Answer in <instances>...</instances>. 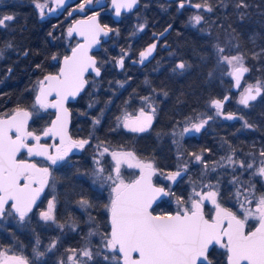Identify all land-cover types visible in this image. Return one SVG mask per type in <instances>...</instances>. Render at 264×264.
<instances>
[{"label":"trees","instance_id":"trees-1","mask_svg":"<svg viewBox=\"0 0 264 264\" xmlns=\"http://www.w3.org/2000/svg\"><path fill=\"white\" fill-rule=\"evenodd\" d=\"M192 2L212 9L205 10L204 19L198 26L190 23L194 8L187 4L180 7L182 0H141L140 7L134 12L124 13L119 22L113 19L108 9L100 13L101 22L117 30V35L111 36L96 52L101 76L90 74L83 93L69 103L71 135L75 140L89 139V143L53 170L58 183L56 220L59 225L66 226L65 231L62 233L61 228L40 225L34 216L31 226L25 223L8 225L0 231V244L22 249L32 264H61V259L70 250L85 245L84 240L88 236L86 215L76 205L80 200L89 203L97 229L108 235L109 194L92 184L87 176L92 171L95 144H103L110 150L125 148L143 158L152 157L154 148L150 133L140 136L119 128L118 118L126 111L135 113L143 106L144 97L164 93L167 98L160 102L158 128L169 130L177 124L178 118L204 110V104L208 102L204 96L233 93L231 79L218 74L220 52L217 46L242 52L250 69L246 79L264 81V0H243L245 6L241 7H238L241 0ZM136 15L143 16L146 24L140 32L137 31ZM5 16L13 19L0 25V117L17 109L33 110L39 81L49 73L58 72L61 59L69 54L76 41L68 33L74 19L72 15L41 17L34 0H9L0 4V18ZM168 26L171 30L164 39L168 47L160 50L150 62H137L142 50ZM119 48L129 51L122 68L116 63ZM180 63L185 64L184 69L177 68ZM125 81L126 84L121 86ZM253 110V129L248 131L251 136L247 138L245 132L242 136L233 137L227 146L216 147L215 154L211 149L205 158L206 165L217 167L212 174H203L205 183L213 184L220 179L218 187L213 185L212 188L220 190L219 198L231 210H234L231 196H236V189L244 188L246 182H255L259 192L264 190L261 176L253 175L251 178V169L240 167V162L246 166L253 161L254 173L264 158L260 155L264 151V102H255ZM53 117L54 112L50 109L33 115L30 129L41 132ZM199 151L200 146L193 145L184 149L187 156L196 155ZM222 152L226 156L233 154L236 163L216 165L214 162ZM177 159L176 150L170 148L159 157V164L170 169L168 163L175 164ZM188 195V189L181 195L185 203L189 201ZM153 210L157 214L173 213L176 205L170 199L163 200ZM71 220L79 225L78 229L69 228ZM54 238L60 240L53 251L46 253V258L34 254L36 241H41V250H45ZM92 246L93 258L87 260V264H117L110 259L105 260L104 250L96 243ZM224 252L219 246L214 247L209 253L211 264H227Z\"/></svg>","mask_w":264,"mask_h":264},{"label":"snow or ice","instance_id":"snow-or-ice-1","mask_svg":"<svg viewBox=\"0 0 264 264\" xmlns=\"http://www.w3.org/2000/svg\"><path fill=\"white\" fill-rule=\"evenodd\" d=\"M34 2L41 17L44 16L46 8L49 12L55 11V9L49 8L47 3L42 4L36 0ZM55 3L57 7H62L65 0H55ZM91 3L92 0H84L79 6L80 10L83 11L85 5ZM113 4L116 15L119 16L121 8L131 10L137 4V0H113ZM183 6L181 3L180 7ZM241 6H245L243 0L238 5V7ZM195 7L199 8L201 5L197 4ZM207 10L212 11L210 7ZM12 19V16L0 18V25H3L6 20ZM192 19L199 24L202 16L196 15ZM89 21L91 23H88L85 29L80 30V35L85 37L86 43L73 49L71 56L63 58V66L58 74L45 76L44 80L39 81V94L36 96L34 108L36 105L39 106V109L44 110L55 108L60 113L52 122L51 127L43 131L45 137L59 136L60 144L55 147V154L49 153L50 146L39 143L41 139L39 135L28 130L27 123L31 118V112L17 109L11 116L0 118V217L5 215L7 206L14 210L19 219L23 221L48 184L51 175L49 168L37 167L33 162L22 158L18 159L17 157L22 151H26L28 156L46 157L52 165H55L58 161L64 160L72 148L82 149L88 143L87 140L73 141L68 137V113L64 103L68 97H75L84 89L87 83L84 75L89 69L94 71L96 76L100 75V68L96 67V61L88 55V51L94 44L99 43L98 36L101 32L107 36L108 31L112 30L105 31L100 28L95 23V17H89ZM79 23L85 24L83 21ZM73 30L69 29V35ZM155 47L156 45L152 44L140 53L141 63L151 55ZM217 49L220 53L224 51L219 46ZM222 61L232 65L233 71L229 74L235 76L236 86L239 87L242 73L248 71L242 63V57L223 56ZM118 63L123 67V58ZM177 68L184 69L185 64L180 63ZM53 93L56 95V100L49 102L48 97ZM260 95L259 84L255 88L249 85L241 94L239 103L248 107L249 102L255 101ZM144 99L147 100V97ZM212 105L217 109L218 115L222 114V101L214 100ZM152 113H155V109H152ZM211 118L208 117V119ZM226 118L233 119L235 117L229 114ZM208 119L193 123L191 128L186 127L184 132H200L208 123ZM152 120L153 115L146 113L141 108L136 116L126 113L122 119V125L134 133L144 132L151 126ZM96 123L99 121L97 120ZM245 125L251 127V125H247V122ZM29 140H34L35 144L30 145ZM107 151L108 149L105 148L104 152ZM111 155L116 161L115 176L109 174L106 177V180L111 181L112 185L109 205L111 231L104 240V247L113 253L111 259L117 261V264H120V261L122 264H211L208 254L214 246H219L220 249L225 250L223 254L227 258V264H264V196L256 198L255 206H252L253 198L237 190L238 199L244 195L243 202L240 204L241 214L237 215L227 208H222L217 202L218 190L202 193L193 189V194L187 204H181L179 198L177 199L180 207L174 214L154 215L153 203L160 197L169 196L170 192L165 191L163 187L153 185L154 169L152 164L139 161L133 163L135 157L131 152H113ZM260 155L264 156V151H261ZM195 159L201 161L202 157L197 155ZM227 159L230 164L236 163L231 156ZM121 163H126L129 168H139L141 170L139 178L126 183L120 175ZM240 167L252 169L253 165L245 166L243 162H240ZM183 171H187L186 166ZM103 172L104 169L99 168L97 176ZM253 175L264 177V161L261 162L259 168L255 169ZM179 176H181V170L170 173L167 179L174 182ZM205 187L211 189L212 186ZM9 201H11L10 205ZM204 201H211L215 206L214 216L205 217ZM80 203L82 205L88 204L85 200L80 201ZM53 207V203L49 202L47 211L40 212L41 219L54 221ZM250 219L256 220L258 226L254 230L246 231ZM54 247L55 243H52L49 250ZM36 254L37 256L44 255L42 252ZM81 254L89 260L93 258L90 249H84ZM69 259L72 264H79L75 254ZM104 259L108 260L109 257L105 256ZM10 260L14 261L15 264H27V261L21 257H7L0 253V264H9Z\"/></svg>","mask_w":264,"mask_h":264},{"label":"rangeland","instance_id":"rangeland-1","mask_svg":"<svg viewBox=\"0 0 264 264\" xmlns=\"http://www.w3.org/2000/svg\"><path fill=\"white\" fill-rule=\"evenodd\" d=\"M6 1H9V0H0V4L4 3ZM182 1L187 3L188 5H191L192 3L196 4V5L198 4V3L192 2V0H182ZM36 2H39V3H42V4L43 3H47L49 8H52V5H53L52 0H37ZM199 5H201V7L197 8V7L194 6V10L192 11V16L190 18V23L193 26H198L203 21L204 12H205V10L208 9V7L205 4H199ZM37 10L39 11V9H37ZM108 11H111V10H108ZM39 13H40V11H39ZM68 15H69V13H68ZM196 15L202 16V20L200 21L199 24L195 23V21L192 19ZM43 17H49L48 8L45 9V13H44ZM135 18L137 19V31L140 32V31L144 30L146 24L144 22L143 16L136 15ZM137 31H136V33H137ZM116 35H117V30H114L113 33L111 34V36H116ZM161 35H162L161 33L157 34L156 37L154 38V40L157 41L161 37ZM153 41L151 43H153ZM77 42H78V40L75 41L74 44H76ZM146 47L142 50V52L146 49ZM119 52H120V55L118 56L117 61H116V63L118 65H119L118 61L120 60V57L123 58V62H124V61L127 60L128 56H129V51L128 50H125V49L123 50L122 48H119ZM223 56H228V57L241 56L242 57V63H243L244 66H247L246 60H245L242 52H240L237 49L234 51V48H231V49H225L224 48L223 53H220V55H219V59L217 60L218 61L217 62V67L219 69V72L218 71L217 72H218V74H221L223 77L231 79L232 88H233L235 86V79H234L233 75L229 74V73H231L233 71L232 65H229L226 62H223L222 61V57ZM140 60H141V58L139 56V58L136 61L140 62ZM133 61H135V60H133ZM42 80H40V81H42ZM262 83H263V81H261L260 79H254V80L246 79L244 81L241 89L239 91H237L238 94L235 97L236 98L235 99L236 102L239 103L241 94H243V92L247 88V86L255 85V84H262ZM125 84H126V81L125 82H121V86H124ZM38 88H39V84H38ZM38 88H37V90H38ZM143 100H144V106L141 107V108H143L146 113H149V114L153 115L154 113H152V97L151 96L147 97V100H145L143 98ZM141 108H139L135 113H131L130 111H126L121 116V118L119 120V124H118L119 128H122V129H125V130L129 131L127 128H124L123 125H122V119H123L124 115L126 113H128V114H131L132 116H136V115L139 114V111H140ZM214 110L216 111L217 109H214ZM29 111L32 113V115H35V114H42L43 112H46L47 110L39 109V106L36 105V107L33 110H29ZM201 120H204V119H200V120L196 121V123H199ZM47 128L48 127L46 126L41 132H35L33 130H31V131L34 132L36 135L40 136V134H42L43 131L45 129H47ZM187 128H191V126L190 127L187 126ZM79 140H87L88 143H89V139H78V140L74 139L73 141H79ZM105 148L106 147L103 144H98V143L95 144V153H94V156H93V167H92L91 173L89 175H87V176L91 179L92 184H94L95 186H97L100 189L106 190L108 192V194H109V198H111V195H112V193H111V187H112L111 181H107L106 180V177L109 174L115 176V163H116V161L113 159L111 154L113 152H116V153H127V152H131V151L128 150V149L122 148V149H116V150L108 149L107 152H104ZM80 150H81V148H72L71 151H69L67 157L64 159V161L67 162L69 160L70 155L72 153L78 152ZM177 151L181 152V153L183 152L182 149H178ZM225 152H222V155H220L219 159L214 162V163H216V165H219V164L220 165H222V164L227 165L228 164V159L227 158L229 156L232 157V154L230 153V154H228L226 156ZM101 153H103V155H101ZM179 159H181V158H179ZM136 161H139L141 163H151L153 166H156V163L152 161L151 157H149V158H143V157L136 158L132 162L135 163ZM262 161H264V158L262 159ZM97 162H99V163H97ZM261 162L259 163V167L261 166ZM194 163H197L196 160H194ZM248 164H252L253 166H255L253 161L248 162L246 165H248ZM199 165L200 166H195V168L192 169L189 161H186L185 157L183 156L182 160H179V164H178V166H177V168L175 170L167 172V173H162V174H160V176L163 179V181H165L168 184V187H169L170 191L172 192L171 187L180 182L179 181L180 177L182 176L183 173H185V171H183V168L185 166L187 167V171H188L189 175H190V173L193 170L196 169L197 173H196L195 178H198V180H194V178L192 179L191 176H189L190 178L188 180H185V182L187 183V186L189 187V191H188L189 196H188V198L186 197L189 200V198L193 194V189H195L196 192H202L203 193V192H207L209 190H214L212 188L213 185L218 187L217 185L220 184V181H219L220 179L217 180L218 182H214L213 184L209 183V182L205 183V178H204L203 174L204 173L205 174L206 173H208V174L211 173L212 174V172L215 170V168H217V167H214V164L207 165V167H205L206 164L203 163V161H202V162H199ZM101 167L104 169V172L102 174H100L99 176H97L98 169L101 168ZM259 167H257V168H259ZM177 170H181V176L177 177L174 182L172 180L167 179V176L170 173L176 172ZM140 172H141V170L139 168H135V167L129 168L126 163H121L120 175H121V178L126 183H128L130 180H132L135 177H137L140 174ZM250 175H251V178H253L252 169H251ZM248 181H251V180H248ZM263 182H264V180H263ZM57 184L58 183L56 182V180L54 179V177H53V175L51 173V175H50V185H49V190H48V196H47L44 204L42 205V207H40L35 212L34 216L37 217L36 220L39 219L38 221H40V225L43 224L45 226H51V227H53L55 229L56 228H61L60 231H62V233H63L65 231V227L66 226L63 225V227H60L59 223L56 220V209H57V205H58V199H57V186L58 185ZM247 185L249 186V188L247 187ZM205 186H212V187L210 189L209 187H205ZM245 187L244 188L238 187L234 194L236 195L237 190H239L244 195H249L250 197L253 198L252 206H255L256 198H259L260 196H264V194H263L264 190L259 192V190L256 189V187H255V182H249V183L246 182ZM246 190H248V191H246ZM253 190H254V196H253ZM219 191L220 190H218L217 202L221 205L222 208L229 209V207L225 206L223 204V201L219 198ZM171 192H170V194H171ZM173 194L171 196H169L168 199H170V200H172V201L177 203V199L179 198L181 204H183V203L185 204V202L181 199L182 197H181L180 194H178V193H177V195L176 194L173 195ZM244 195H241L239 197V199L237 198V196H234V195H233V197L231 196L232 200L234 201V205H232V207L234 208L235 212H237V214H241L240 204L243 202ZM80 201H82V200H80ZM80 201L76 202V205L86 215L85 216L86 219L85 218L84 219H85V224H88V226H87L88 227V230H87L88 231V236H87V239L84 240L85 241V245H83L81 248L70 250L67 253L66 257H63V259H61V262H63V264H72V261L69 259V257L73 256V254H75L76 260L79 262V264H87V260H89V259L87 257H84L81 253L86 248L90 249L92 251V253H93L94 249H93L92 245L94 243H96L97 246H100L102 248V250H104V256H108L109 259L112 260L111 258L113 256V253L109 252V250L104 247V240L107 238L108 235H103L97 229L98 226H97L96 221L93 218L92 213L90 212L89 203L87 205H82L80 203ZM49 202H52L53 205H54L53 213H52L54 215V217H55L54 221L53 220L45 221V220L41 219V217H40V212L47 211ZM206 203H210L211 207L213 205L211 203V201H204V206L206 205ZM109 205H110V202H109ZM109 205H108V208H107L108 211H109ZM9 212H11V214H8ZM32 221H34L32 216L31 217H25V219L23 221H21L19 219L18 214L15 213L14 210H11L10 208H8L6 210V212H5V215L2 218H0V231L2 232L3 229L6 228L8 225H23V223H25L26 225L31 226ZM250 221H256V220L250 219L248 222H250ZM73 225H74V227H73ZM69 228L78 229L79 225L75 221L71 220ZM90 233H92V235H90ZM59 240H60V238H58V239L54 238L52 240L51 244L55 243V246H56L57 242H59ZM39 243L40 244H38L37 241H36L35 247L33 249V252H34V254L36 256H37V254H36L37 252L44 253L43 256H37L39 258H43L44 259V258H46V253L50 252V251H53V249L55 247L52 248L51 250H49V246L51 245V244H49L48 247L45 248V250H41V246H42L41 241H39ZM0 253L6 255L7 257H21V258H23L24 260L27 261V264H32L31 261L29 260V258L26 256V254L23 252L22 249L21 250H18V249L16 250V249L12 248V246L5 247L2 244H0ZM113 262H117V261H113ZM9 264H15V262L10 260Z\"/></svg>","mask_w":264,"mask_h":264},{"label":"flooded vegetation","instance_id":"flooded-vegetation-1","mask_svg":"<svg viewBox=\"0 0 264 264\" xmlns=\"http://www.w3.org/2000/svg\"><path fill=\"white\" fill-rule=\"evenodd\" d=\"M96 1L97 0H93V6L92 7L86 8L87 12L85 15H82L80 11H77L75 14H72V10L79 7L80 4L84 2L83 0H78L76 2H73L63 14L71 13L70 15H72L74 17L73 21L71 22V24H72L79 17L90 16L93 14H99V17H100V13L104 12V10L105 11H106V9L111 10V8L109 7V0H107L108 4L106 6L101 7V9L96 10L94 8V4ZM184 4H187V3L183 2V5ZM192 7L194 8V5H192ZM63 14H61V15H63ZM60 16H58V17H60ZM55 17H57V16H55ZM107 28H109V27H107ZM110 29L112 30V33H113L114 29H112V28H110ZM161 34H162L161 37L157 41L153 39L154 40L153 43H155L157 45V52H156L155 57L157 56V54L159 53L160 50H162L165 47H168L167 41L164 40L165 36H167V35H163V33H161ZM70 37H75V36H70ZM75 38H76V41L78 40V42H79V39L77 37H75ZM110 39H111V34L107 40H102L100 50L103 47V43L109 41ZM76 44H74V46ZM100 50L95 51L94 54L96 55V52H99ZM120 58H122V57H120ZM140 58H141V56H140ZM246 67L248 68V74H249L250 69L248 66H246ZM92 75H94V74H92ZM247 75L245 77V80L247 78ZM88 76H87V78H88ZM244 81H243V83H244ZM243 83H242V85H243ZM87 84H88V81H87ZM242 85L240 86L239 89H234V87H233L232 88V90L234 91L233 93L232 92L226 93L222 96H204V97L208 98V102L206 104H204V110H200L196 114H190L188 116H182L180 119L178 118L177 124L175 126H173L172 128H170L169 130H164V129L160 130L158 128L159 127L158 126L159 118H160L158 116V112H159V108L161 106L160 102L163 101L164 98H167V95L164 93H156V94L151 95V97H152V109H155V113L153 114V120H152L151 126L144 132H135V133L140 135V136L144 135V134H148V133H150L152 135L151 141L153 144L154 152H153V155L151 158H152V161L156 163V166H153V165L152 166H153V168H155L154 182L157 185L164 186L167 189V191L171 192L169 187H168V184L165 181H163L160 174L175 170L179 164V160H182L183 156L185 157L186 161H189L191 168L194 169L195 166H200L199 162H202V161H203V163L206 162L205 158H206L207 154L209 155V151L211 149H214L213 154H215V151H216L215 148L216 147L223 148V147L227 146L229 144V139L231 141L233 137L236 138V137H239V135L242 136L245 132H247L246 133L247 138H249L251 136V134L248 131L253 129V125H252V117L254 114L253 105L255 102H258V101L264 102V81L262 84H259L263 88L261 95L258 96L255 101L250 102L248 107H245L244 105L237 103L235 100L236 99L235 97L238 94L237 91H239L241 89ZM255 85H257V84H255ZM255 85H251V86H255ZM225 97H227V100H225ZM216 99H219L220 101L223 102V108L221 110L222 114H220V115L217 114V110L216 111L214 110L216 108L212 105V101H214ZM143 106H144V104H143ZM229 114L233 115L235 118L227 119L226 117ZM54 115H55V113H54ZM208 117H212V118L208 119ZM241 117H242V119H241ZM200 119H208V123L204 126V128L201 129L200 132H198V133L197 132L184 133V129L187 126L190 127L193 123H196V121H198ZM245 122H247V125H251V127H247L245 125ZM49 125L47 127H49ZM30 131H31V129H30ZM182 133H183V135H181ZM42 135H43V133L40 134V137ZM72 140H74V139H72ZM29 142L34 143L35 141L29 140ZM41 142L50 144L52 147V152H53L55 149V146L58 144L59 141H58V139H54L53 137H45V138L41 139ZM191 145L200 146V151L196 155H189L188 154L189 156H187L184 153V149L188 146H191ZM170 148H174L176 150V154L178 156V159L176 160L175 164L168 163V166H170V169H168V168H165V165L161 166L159 164V157L163 156L165 151L167 149H170ZM178 149H182L183 152L182 153L178 152L177 151ZM197 155L201 156L202 160L196 161L197 163H194V160H196L195 156H197ZM232 156H233V154H232ZM134 157H135V159L140 158V156H138L136 154L134 155ZM20 158L33 161L42 167H48L50 174L52 173V175H53L54 168L60 167L62 164L65 163V161L62 160V161H58L57 164L52 165L51 162L48 161L46 158L28 156L26 152H22L20 155ZM179 158H181V159H179ZM196 173H197L196 169L193 170L190 173V175L188 174V171L183 173L179 179L180 182L171 187L172 192L169 196H171L173 193L176 195H177V193L182 195L184 193V191L187 189L189 191V187L187 186V183L185 182V180H188L190 178L189 176H191L192 179L193 178L195 179ZM263 179H264V177H263ZM49 185H50V178L48 181L47 188H46L41 200L37 203V205L34 207V209L26 217L32 216V218H33L35 215V212L40 207H42V205L44 204V202L48 196ZM169 196H166L165 199H163V200H169L168 199ZM57 199H58V196H57ZM172 202H174V201H172ZM174 203L176 205V210L174 212H176L179 209L180 204L178 205L176 202H174ZM185 204H187V202ZM58 205H59V200H58ZM58 205H57V208H58ZM214 209H215L214 205H212V207H211L210 203H206V205L204 206V213L208 217H212L215 215ZM229 210L232 212H235V210H231V209H229ZM56 213H57V209H56ZM235 213H237V212H235ZM237 215H240V214H237ZM257 223H258L257 221L248 222L247 230L253 229L257 225Z\"/></svg>","mask_w":264,"mask_h":264},{"label":"water","instance_id":"water-1","mask_svg":"<svg viewBox=\"0 0 264 264\" xmlns=\"http://www.w3.org/2000/svg\"><path fill=\"white\" fill-rule=\"evenodd\" d=\"M76 1H78V0H65V4H64L62 7H57V5H56V3H55V0H52V3H53V5H52V9H55V11H52V12H49V11H48V15H49V16H57V17H58V16H60L61 14H63V13L69 8V6H70L73 2H76ZM107 4H108L107 0H99V2H97V1L95 2V4H94V8H95V9H99V8H101V7L106 6ZM109 5H110V8L113 10V18H114V20H115V21H119V20L121 19L122 15H123V13H131V12L136 11V10L140 7V5H141V0H137V4H136L131 10H128V9H125V8H121V11H120V15H119V16L116 15V10H115V6H114V4H113V0H109ZM192 5L195 6L196 4H192ZM92 6H93V0H92V3H91V4H86V5H85L83 11H81L80 8L77 7V8H75V9L72 10V14H75L77 11H80L82 15H85L86 12H87L86 8H89V7H92ZM89 17H95V23L98 24V25L100 26V28L104 29L105 31H107L108 29H110V28H105V25L100 21L99 14H93V15H90V16H82V17L77 18V19H76V20L70 25L69 29H74V30L72 31V33H71L70 36H75V37H77V38L79 39V42H78L75 46L72 47L70 53H69L68 55H66V56H71V54H72V50H73V49L77 48V47L80 46V45H84V44L86 43L85 37L82 36V35H80V30H81V29H85V28H86V25H87L88 23H91V21H89ZM81 21L85 22V24H81V23H79V22H81ZM69 29H68V33H69ZM170 30H171V26H168L167 29L163 32V35H167V34L169 33ZM111 33H112V31H108L107 36H105V35L103 34V32H101V33L99 34V36H98L99 43H98V44H94V45L89 49V51H88V55L91 56V57H93V58L95 59V61H96V67H98V68H100V67H99V65H98V59H97L96 55L94 54V52L100 50L102 40H107V39L109 38V36H110ZM152 44H155V43H151L150 45H152ZM150 45H148V46L146 47V49H147ZM155 45H156V44H155ZM146 49H145V50H146ZM145 50H144V51H145ZM156 52H157V45H156L155 49L153 50V52L151 53V55H149V56H148L147 58H145L143 61H144V62H150V61H152V60L154 59L155 55H156ZM64 57H65V56H64ZM64 57H63V58H64ZM63 58L61 59L60 66H59V69H58V72H59L60 68L63 66ZM120 59H121V58H120ZM244 67H246V66H244ZM246 68H247V67H246ZM247 69H248V68H247ZM58 72H56V73H49V74H47V75H45V76H48V75H56V74H58ZM101 73H102V69H101V68H100V75H99V76H96V75H95V72L92 71L91 69H89L88 72L85 73V75H84V79L87 81V76H88L89 74H94L96 77H100V76H101ZM247 74H248V71L242 73V75H241V79H240L239 87L236 86V78H235V76H234V79H235V86H234V89H239V88H240V86L242 85L243 81L245 80V77H246ZM45 76H44V77H45ZM43 80H44V78H43ZM86 86H87V83L85 84L84 89L86 88ZM255 86H256V85H255ZM255 86H253V88H255ZM259 86H260V85H259ZM39 87H40V85H39ZM260 88H261V93H262L263 88H262L261 86H260ZM84 89H83L78 95H76L75 97H71V96L68 97V99H67V100L65 101V103H64V107L67 109V113H68V116H67V135H68V137L71 138V140L73 139V137H72V135H71L72 112H71V109H70V107H69V103H70V102H73V101H76V100L79 98V96L83 93ZM38 94H39V88H38V90H37L36 96H37ZM36 96H35V101H36ZM48 99H49V102L55 101V100H56V95H55V93H53L51 96H49ZM216 100H219V99H216ZM250 102H252V101H250ZM250 102H249V103H250ZM49 109H51V110L54 111V113H55V115H54V117H53V119H52V121H51V123H50V125H49V127H51L52 122L56 120L57 115H59L60 113H59V110H58V109H55V108H49ZM24 111H28V112H30L29 110H24ZM12 114H13V113H12ZM12 114H10V115H8V116H3V117H0V118H7V117L11 116ZM32 119H33V115H31V118L28 120V123H27V127H28V130H29V131H30V124H31V122H32ZM49 127H48V128H49ZM47 137H53L54 139H58L59 142H58V144H57L55 147H58V146H59V144H60L59 136H55V137H54V136H47ZM42 138H45V136L42 135V136H41V139H42ZM41 139H40V142H39V143L42 144V145L50 146V147H49V153L54 155V154H55V149H54V151L52 152V147H51V145L48 144V143H43V142H41ZM28 143H29L30 145L35 144V142H34V143H31V142H29V141H28ZM22 152H26V151H22ZM22 152H21V153H22ZM21 153H20V155H21ZM20 155L17 157L18 159H21V158H20ZM35 157L46 158V157H42V156H35ZM25 160H27V161H29V162H33V161L28 160V159H25ZM33 163H35V162H33ZM35 164L37 165V167H42V166L38 165L37 163H35ZM153 169H154V174H155V168H153ZM154 174H153V176H152V183H153V185H154L155 187H163V188L165 189V191H167V189H166L164 186L157 185V184L154 182ZM138 178H139V176H137L136 178L130 180L129 182H131V181H133V180H136V179H138ZM129 182H128V183H129ZM47 185H48V184H47ZM47 185L44 187L43 191L41 192V194H40L39 198L37 199L35 205L33 206L32 210H33L34 207L37 205V203L41 200V198H42V196H43V194H44V192H45V190H46V188H47ZM165 197H166V196H164V197H160L159 199H157V200L153 203V205H152V211H153V208H154L158 203H160L163 199H165ZM10 203H11V201H9V204H10ZM7 208H8V207L6 206V210H7ZM32 210H31V211H32ZM174 213H175V212H174ZM174 213H172V214H174ZM28 214H30V212H29ZM28 214H27V215H28ZM153 214H154V215H158V214L155 213L154 211H153ZM205 217H206V218H209L206 214H205ZM0 218H2V217H0ZM110 220H111V213L109 212V225H110V231H111ZM256 226H258V223H257ZM256 226H255V227H256ZM255 227H254L253 229H251V230H254ZM246 231H247V227H246ZM214 247H216V246H214ZM214 247H213V248H214ZM213 248H212V249H213ZM212 249L209 250V253H210V251H211ZM208 258H209V254H208ZM209 260H210V258H209ZM210 261H211V260H210ZM120 263L122 264V261H120Z\"/></svg>","mask_w":264,"mask_h":264},{"label":"bare ground","instance_id":"bare-ground-1","mask_svg":"<svg viewBox=\"0 0 264 264\" xmlns=\"http://www.w3.org/2000/svg\"><path fill=\"white\" fill-rule=\"evenodd\" d=\"M109 7H110V5H109ZM99 9H101V8H99ZM96 10H98V9H96ZM112 10V9H111ZM112 12V16H113V10L111 11ZM114 19V18H113ZM116 22H119V21H116ZM112 34V33H111ZM120 68H121V66H120Z\"/></svg>","mask_w":264,"mask_h":264}]
</instances>
